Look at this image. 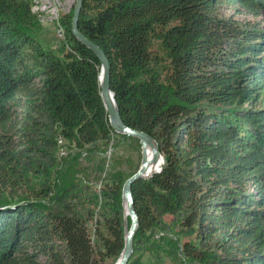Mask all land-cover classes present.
<instances>
[{"label": "trees", "instance_id": "trees-1", "mask_svg": "<svg viewBox=\"0 0 264 264\" xmlns=\"http://www.w3.org/2000/svg\"><path fill=\"white\" fill-rule=\"evenodd\" d=\"M264 0H82L79 30L110 63L125 125L148 133L161 168L132 186L138 226L126 264L164 258L264 264ZM50 49L29 0H0V264H115L124 246L118 171L96 179L115 132L100 62L71 34ZM125 213V212H124ZM194 240L155 243L166 217Z\"/></svg>", "mask_w": 264, "mask_h": 264}, {"label": "rangeland", "instance_id": "rangeland-1", "mask_svg": "<svg viewBox=\"0 0 264 264\" xmlns=\"http://www.w3.org/2000/svg\"><path fill=\"white\" fill-rule=\"evenodd\" d=\"M31 12L38 19L39 28L36 32L39 41L47 48L56 49L65 41V28L63 25L64 17L73 10L75 0H29ZM218 11L233 16L238 20H252L264 26V16L247 13L240 5L229 2H222ZM141 146L133 142H124V140L115 139L107 146L103 155L104 170L97 176L96 183L99 186L100 181L107 177L106 170L118 171L126 177L130 172L136 171L141 164ZM122 206H123V198ZM129 217L124 213L123 224L126 226ZM178 218L166 217L162 223L150 231L151 239L155 243H165L166 241H175L180 246L183 240H194V232L187 230L179 224ZM176 250V260L178 263H172L169 258H164L163 264H209L207 262H195L183 260L178 249ZM144 260L147 264L155 261L154 256L146 255ZM106 264H112V259L106 261Z\"/></svg>", "mask_w": 264, "mask_h": 264}, {"label": "water", "instance_id": "water-1", "mask_svg": "<svg viewBox=\"0 0 264 264\" xmlns=\"http://www.w3.org/2000/svg\"><path fill=\"white\" fill-rule=\"evenodd\" d=\"M81 4L82 0H75L70 27L71 34L85 48L90 50L100 62V95L108 114L110 126L117 133L126 134L128 136L136 138L141 146V164L137 171L125 180L122 187L123 207L125 210V214L130 219V225L125 229L124 246L120 257L115 264H126L133 251V236L138 226V217L133 205L131 186L136 180L140 178H148L151 175L150 174L146 177L144 176L151 164H157V169L154 172H158L161 168L163 158L157 148L156 141L148 133L133 129L124 124L115 102L114 93L112 92L110 86L109 60L104 51L95 42L86 37L78 28V18ZM146 145L150 146L152 151L150 159L147 157L146 151L144 149Z\"/></svg>", "mask_w": 264, "mask_h": 264}, {"label": "bare ground", "instance_id": "bare-ground-1", "mask_svg": "<svg viewBox=\"0 0 264 264\" xmlns=\"http://www.w3.org/2000/svg\"><path fill=\"white\" fill-rule=\"evenodd\" d=\"M144 149H145V151H146V155H147V157L150 159V158H151V155H152V151H151L150 146L146 145V146L144 147ZM156 169H157V164H151V165L149 166V169L147 170V172L144 174V176L146 177V176H148V175L154 173V171H155ZM124 212H125V210H124Z\"/></svg>", "mask_w": 264, "mask_h": 264}]
</instances>
